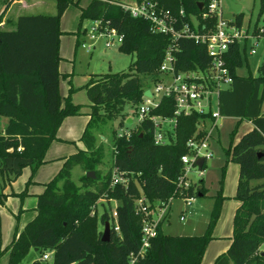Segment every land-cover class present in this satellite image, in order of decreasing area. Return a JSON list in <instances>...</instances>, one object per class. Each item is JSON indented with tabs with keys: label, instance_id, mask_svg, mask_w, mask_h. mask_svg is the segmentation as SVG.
<instances>
[{
	"label": "trees",
	"instance_id": "1",
	"mask_svg": "<svg viewBox=\"0 0 264 264\" xmlns=\"http://www.w3.org/2000/svg\"><path fill=\"white\" fill-rule=\"evenodd\" d=\"M73 1L55 0L54 15H21L12 24L13 29H0V117L7 119L0 135V203L7 197L3 194L6 185L17 180L24 168L29 167L33 174L45 163L46 152L64 118L80 115L81 106L72 104L70 96L63 104L59 94V24ZM151 1L173 14L183 10L185 20L191 16L200 19L207 2ZM120 4L121 0H93L81 10L79 32L85 21H99L102 28H112L123 36L119 51L135 53L136 60L128 72L93 76L83 86L90 109L80 138L85 150L67 157L56 176L45 185L37 197L34 219L0 251V257L8 253L7 264H21L30 250L38 255L32 264H128L130 256H137L141 246L143 216L135 210V202L140 198L135 181L143 189L149 210L170 198H178L180 158L187 153L186 142L202 116H176L173 136L168 133L171 142L165 146L154 145L149 120L134 128L127 123L132 117L126 114V107L133 108L135 115L146 90L142 80L152 83L160 79L159 67L170 39L152 33L148 22L133 18ZM199 4L204 5L201 10ZM262 16L264 0H259L258 19ZM242 19L241 13L235 15L238 27L242 26ZM209 22L213 24L214 19ZM253 35L259 37V29L255 28ZM244 49L238 43L229 47L226 63L232 84L219 94L220 116L237 120L224 153L227 161L239 167L235 199L240 205L232 221L231 244L213 264H264V63L257 76H239L237 70L243 65ZM176 57L180 71L208 62L204 48L191 41L179 42ZM174 111L173 100L163 98L150 115L172 118ZM242 121L250 123L251 130L233 143ZM113 122L118 123L111 131L112 161L103 172L99 168L104 165L105 152L102 143H97L96 134ZM122 129L129 130L128 137H118ZM75 167L85 173L79 184L71 180ZM114 168L127 179L126 185L111 186ZM89 172L94 173L93 179L86 176ZM206 193L201 180L185 192L193 198ZM224 199L221 180L203 234L166 235L161 222L147 251L135 264H201ZM98 200L104 201L100 215L93 213ZM112 201L118 203L115 211L119 233L110 230L109 241L101 242L98 226L111 224V211L107 209ZM45 253H52L50 263L41 259Z\"/></svg>",
	"mask_w": 264,
	"mask_h": 264
},
{
	"label": "rangeland",
	"instance_id": "2",
	"mask_svg": "<svg viewBox=\"0 0 264 264\" xmlns=\"http://www.w3.org/2000/svg\"><path fill=\"white\" fill-rule=\"evenodd\" d=\"M93 0H74L70 4L60 20L59 30V94L62 103L70 96V101L74 105H82L84 112L88 111V99L83 89L88 79L93 76L103 74H115L128 72L130 65L136 60L135 53L125 54L119 51L116 39L112 41V45L107 48L104 38H96L95 41L90 40L91 22L85 21L79 32V22L81 10L85 9ZM126 4H134L136 0H121ZM222 16L227 21L235 20V13L229 6L228 2H232L241 7L240 13L243 15L242 30L249 37L242 45H244L243 65L237 70L239 76H246L249 73L257 76L259 66L264 63V33L258 38H253L255 28L264 32V17L258 19L259 0H221ZM25 3L28 0H24ZM8 0H0V12L3 6H8ZM77 3V5H76ZM34 8L23 12L24 15L36 14H55V0L37 1ZM24 7V5H23ZM1 22L0 29H11L9 24L12 18H3L5 11L0 13ZM14 16V15H13ZM14 18V17H13ZM85 30V31H84ZM254 50L251 54L250 51ZM144 88L153 91V84L147 80H142ZM72 90V91H71ZM87 107V108H86ZM133 108L127 106L126 114L132 117L133 123L131 128L135 127L136 118L133 115ZM7 119H0V130L6 126ZM87 117L85 115L67 116L62 121L57 133L56 139L50 144L45 159L47 163L42 164L33 174L29 167L22 170L21 175L14 182L8 183L5 187V195H7L5 203L0 204V251L8 247L17 231L26 223L32 221L36 216V200L43 193L45 185L49 183L59 172L65 157L85 150L80 138L86 127ZM118 122L110 123L104 126L100 132L96 134L97 143H102L105 152L104 165L99 169L106 172L112 161L111 131L117 128ZM236 119L221 118L217 125V130L213 133L210 149L212 158L205 164V173L201 179H198L194 170L190 173V179L196 184L203 181L207 193L204 197H196L193 203L185 207L183 201L174 199L172 209L162 223V232L170 236H190L201 235L206 229L211 207L213 205V197L220 189V181L222 180V194L224 201L221 206L219 219L212 231L213 239L208 243L201 264H208L215 255L224 253L231 244L232 221L235 210L239 201L235 199L236 186L238 181L239 167L237 164L227 161L224 150L228 148L230 143V133L234 129ZM251 124L242 121L233 143L251 130ZM102 135L105 140H101ZM85 173L80 167H75L71 171V180L79 184V179ZM24 193L23 195H19ZM103 200H98L93 210L98 215L104 210L101 207ZM117 202L112 201L107 210L112 211L117 206ZM185 217L184 221H180V216ZM98 230L103 232V228L99 225ZM230 237V238H229ZM264 250V247H262ZM264 255V253H263ZM216 256V257H217ZM38 259V255L34 250H30L26 258L21 264H32ZM51 262V259L48 260ZM7 263V256L3 254L0 257V264ZM213 263V262H212Z\"/></svg>",
	"mask_w": 264,
	"mask_h": 264
},
{
	"label": "built area",
	"instance_id": "3",
	"mask_svg": "<svg viewBox=\"0 0 264 264\" xmlns=\"http://www.w3.org/2000/svg\"><path fill=\"white\" fill-rule=\"evenodd\" d=\"M120 6L133 18H138L149 23L150 31L155 34L165 35L170 39V45L159 67L160 79L152 82L153 91L148 90L150 95L143 94L141 103L135 111L136 124L139 126L145 120H149L153 127V143L156 146H165L171 142L168 133L173 136L176 127V116H189L199 114L195 133L186 142L187 153L180 158L182 171L177 181L178 198L183 201L185 207L190 206L194 199L185 192L195 183L189 175L194 170L198 179L205 173V164L212 158L210 143L213 133L218 128V121L222 118L219 114V94L230 88L232 76L226 63V55L229 47L238 43H244L249 37L238 27L234 21H227L222 16V1L207 0L206 10L200 19L191 16L185 20L183 10L173 14L169 9L159 6L157 2L144 0L135 1L134 4H126L121 1ZM204 5L202 6V8ZM214 19L210 24L209 20ZM259 33H264L259 30ZM253 38H258L251 35ZM104 38L105 46L109 48L116 39L121 45L123 36L118 35L112 28H102L99 21H92L90 27V40ZM180 41H191L205 50L208 62L204 66L196 65L194 69L180 71L177 69V57ZM251 54L254 50L250 51ZM145 90V91H146ZM163 98H171L174 102L175 117L166 118L150 115L151 110L157 108ZM1 119V117H0ZM133 123V121H132ZM0 130V135L3 133ZM130 134L129 130L122 129L118 137ZM20 150V149H18ZM203 160L202 167H198L197 161ZM127 179L114 168L111 176V186L118 184L126 185ZM175 198L149 210L143 197L135 202V210L142 214L141 246L137 256H130L128 264H135L138 257H143L147 251L151 239L156 235V229L164 222L170 203ZM112 222L110 230L119 233L115 208L111 211ZM185 217L181 216L180 221ZM52 253H45L43 261H48Z\"/></svg>",
	"mask_w": 264,
	"mask_h": 264
},
{
	"label": "crops",
	"instance_id": "4",
	"mask_svg": "<svg viewBox=\"0 0 264 264\" xmlns=\"http://www.w3.org/2000/svg\"><path fill=\"white\" fill-rule=\"evenodd\" d=\"M37 1L38 0H28V2L27 3H25L24 2V0H8V6L6 5V6H3V8H2V10H1V12L3 13L4 11H5V16H4V18H3V22H4V20H5V18H7V17H9V18H12L13 20L11 21H8V22H10L9 24L11 25V24H13L15 21H16V19L19 17V16H21V15H24L23 14V12H25L26 10H29V9H31V8H34L35 6H34V4L35 3H37ZM39 1H43V0H39ZM23 5H24V7H23ZM0 12V13H1ZM14 15V16H13ZM44 15H46V14H44ZM48 15H53V14H48ZM14 17V18H13ZM11 29H13V26L11 25ZM11 29H8V30H11ZM78 105V104H77ZM81 106V111H80V115H85L86 117H87V122H88V120H89V113H90V109H89V104H88V111H87V109H86V111L84 112V108H83V106L82 105H80ZM86 107V108H87ZM131 122H132V120H131ZM87 124V123H86ZM84 131V130H83ZM100 136V139L103 141V140H105L104 139V137L102 136V135H99ZM76 153V152H75ZM75 153H73V154H75ZM72 155V154H71ZM70 156V155H69ZM68 156V157H69ZM67 157H65L64 158V161H65V159H66ZM64 161H63V163H64ZM45 163H47V160L45 159ZM63 165V164H62ZM5 191V190H4ZM3 191V194H5V192ZM3 200V203H0L1 205H3L4 203H5V200H6V198H4V199H2ZM174 201V200H173ZM173 201L170 203V205H169V209H168V214L167 215H169L170 214V212H171V209H172V205H173ZM36 203H37V200H36ZM239 205H240V203H238V206H237V208L239 207ZM236 208V209H237ZM236 211V210H235ZM36 215V214H35ZM181 216H183V215H181ZM180 216V217H181ZM234 217V216H233ZM185 220V219H184ZM27 224V223H26ZM25 224V225H26ZM24 225V226H25ZM207 225V224H206ZM24 226L21 228V229H17V231L16 232H20L23 228H24ZM191 236V235H190ZM231 237V236H230ZM229 237V238H230ZM5 255L7 256V260H8V253H5ZM216 256L217 255H215L211 260H210V263H208V264H213L212 262H214V260L216 259ZM7 264V263H6Z\"/></svg>",
	"mask_w": 264,
	"mask_h": 264
},
{
	"label": "water",
	"instance_id": "5",
	"mask_svg": "<svg viewBox=\"0 0 264 264\" xmlns=\"http://www.w3.org/2000/svg\"><path fill=\"white\" fill-rule=\"evenodd\" d=\"M228 3H229L230 8L232 9V11L235 14H239L240 13V10H241L240 6H238V5H236V4L232 3V2H228ZM201 9H202V4H199V10H201ZM144 95L145 96H149L150 95L149 91L146 90L144 92ZM127 123L129 125L132 124L131 120H128ZM202 164H203V160H198L197 161L198 167H202ZM86 176L88 178H92L93 179L94 178V173L93 172H89V173L86 174ZM135 185H136V188H137V190L139 192L140 197H143L144 196V192H143L142 187L140 186V184L137 181H135ZM199 197H201V195H199ZM109 239H110V226H109V223L106 222L104 224V227H103V232H102V235H101V242H108Z\"/></svg>",
	"mask_w": 264,
	"mask_h": 264
}]
</instances>
